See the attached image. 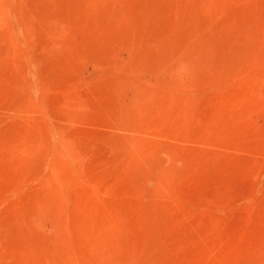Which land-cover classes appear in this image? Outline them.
Listing matches in <instances>:
<instances>
[{"label":"rangeland","instance_id":"obj_1","mask_svg":"<svg viewBox=\"0 0 264 264\" xmlns=\"http://www.w3.org/2000/svg\"><path fill=\"white\" fill-rule=\"evenodd\" d=\"M0 264H264V0H0Z\"/></svg>","mask_w":264,"mask_h":264},{"label":"bare ground","instance_id":"obj_2","mask_svg":"<svg viewBox=\"0 0 264 264\" xmlns=\"http://www.w3.org/2000/svg\"><path fill=\"white\" fill-rule=\"evenodd\" d=\"M153 181V180H152ZM148 182V181H147Z\"/></svg>","mask_w":264,"mask_h":264}]
</instances>
